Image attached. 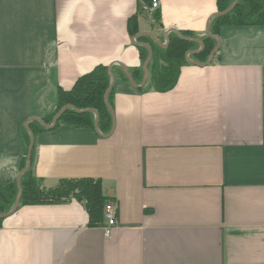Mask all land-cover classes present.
Segmentation results:
<instances>
[{
	"label": "crops",
	"instance_id": "crops-1",
	"mask_svg": "<svg viewBox=\"0 0 264 264\" xmlns=\"http://www.w3.org/2000/svg\"><path fill=\"white\" fill-rule=\"evenodd\" d=\"M149 1L0 0V185L16 182L25 126L55 113L60 89L101 64L141 66L133 16L164 44L171 30L206 35L218 12L217 0H160L151 16ZM219 41L217 61L183 66L171 91L114 82L109 136H34L33 175L47 188L100 179L117 226L91 227L76 199L19 203L0 264H264V26H224Z\"/></svg>",
	"mask_w": 264,
	"mask_h": 264
},
{
	"label": "trees",
	"instance_id": "trees-1",
	"mask_svg": "<svg viewBox=\"0 0 264 264\" xmlns=\"http://www.w3.org/2000/svg\"><path fill=\"white\" fill-rule=\"evenodd\" d=\"M235 3V7L228 11ZM217 8V14L210 20L211 35L198 36L187 30L171 32L167 37V46H162L154 38L138 36V17L133 16L128 22V31L131 36L146 44L139 48L141 66L126 73L119 65L110 70L109 66L101 64L80 76L71 89H60L55 113L32 121L29 130H25L27 143L30 144L29 133L36 136L61 125L94 130L97 117L99 130L103 135L109 136L114 127L115 90L111 86L112 81L117 83L132 80L140 91H171L179 81L183 66L190 61L207 64L218 44V40L213 36L219 37L222 27L264 26V0H217ZM217 53L218 51L212 63L217 61ZM146 64L148 79L145 85L140 87L144 82ZM57 115L59 120L56 126L50 128L49 125ZM26 161L27 154L21 162L20 171L26 167ZM21 189L20 205L62 204L76 199L85 205L91 227H101L105 224L104 210L110 199L105 196L100 179H61L55 187L47 188L42 180L33 175L30 168L21 177ZM18 194L17 182L0 185V227L5 216L15 206Z\"/></svg>",
	"mask_w": 264,
	"mask_h": 264
},
{
	"label": "bare ground",
	"instance_id": "bare-ground-1",
	"mask_svg": "<svg viewBox=\"0 0 264 264\" xmlns=\"http://www.w3.org/2000/svg\"><path fill=\"white\" fill-rule=\"evenodd\" d=\"M152 3H153V0H150L145 6H144V8H143V11H144V13H146V14H149V15H151V16H153V15H156L157 14V11L159 10V8L158 9H155V10H150V8H151V6H152ZM153 22H154V20H153ZM171 32H178L177 30H171L170 32H167L168 33V35H169V33H171ZM166 33V34H167ZM138 36H147V37H151V35H149V34H138ZM167 37L168 36H166V42L165 43H167ZM219 38V37H218ZM137 40V37H134V43L136 44V45H138V46H146V44H144V43H140V42H137L136 41ZM156 40V39H155ZM157 41V40H156ZM164 43V44H165ZM189 56V55H188ZM200 65H202V64H200ZM208 65V64H207ZM121 67L125 70V72L126 73H129V71L124 67V66H122L121 65ZM112 68H113V65L112 66H110L109 67V69L110 70H112ZM145 77V76H144ZM130 82H131V84L133 83V81L132 80H130ZM113 84V85H112ZM111 86H113L114 87V81H112V83H111ZM60 115V114H59ZM59 115H57L55 118H54V121H53V123L51 124V125H49V126H56V123L58 122V120H59ZM113 116H114V111H113ZM34 120H37V119H33V120H29L28 122H27V124H26V126H25V128H26V130H29V124L32 122V121H34ZM113 129H114V127H113ZM95 130H96V132H98L100 135H102L101 134V132H100V130H99V128H98V117L96 118V125H95ZM113 133V130H112V132H111V134ZM29 135H30V144H29V148H28V153H27V160H28V156H29V150H30V145H31V139H32V137L34 138V135L33 134H30L29 133ZM104 136V135H103ZM34 145V144H33ZM32 151H33V149H32ZM31 160H32V152H31ZM26 166H27V161H26ZM26 168V167H25ZM24 168V169H25ZM31 168V167H30ZM29 168V169H30ZM24 169L20 172V174H19V176H18V178H17V180H16V182H17V184H18V180H19V182H20V187H19V194H18V196L21 198V193H22V189H21V177L25 174V172H27V171H25V172H23L24 171ZM18 186H19V184H18ZM18 196H17V198H18ZM17 201V200H16ZM19 203H20V200H19ZM15 205H16V203H15ZM19 206V205H18ZM112 207L114 210H116V207H115V204L114 203H112V202H109V203H107L106 205H105V210H104V215H105V225H104V229H105V227H107V226H109L110 225V223H109V219H108V207ZM15 206L13 207V209L10 211V212H14L15 210ZM8 214H10V213H8ZM7 214V215H8ZM6 215V216H7ZM117 226V225H116Z\"/></svg>",
	"mask_w": 264,
	"mask_h": 264
},
{
	"label": "water",
	"instance_id": "water-1",
	"mask_svg": "<svg viewBox=\"0 0 264 264\" xmlns=\"http://www.w3.org/2000/svg\"><path fill=\"white\" fill-rule=\"evenodd\" d=\"M235 5H236V3L231 7V8H229V10L228 11H230V10H232L234 7H235ZM207 34L208 35H211V32H210V24H209V26L207 27ZM166 36H168V33L166 34ZM215 39H217L218 40V44H217V46L215 47V49L213 50V52H212V54H211V56H210V59H209V61L207 62V64H210V63H212V61H213V58H214V55H215V53L219 50V48H220V41H219V38L218 37H216V36H213ZM167 44H168V42L167 43H165V44H162L161 43V45L162 46H167ZM151 56H152V53H150V58H151ZM149 58V59H150ZM149 61V60H148ZM190 63H193V62H191L190 61ZM147 64H148V62H147ZM147 64H146V66H145V77H144V82H143V84L140 86V87H143L144 85H145V83L147 82V79H148V70L146 69V67H147ZM194 64H196V63H194ZM206 64V65H207ZM134 86H136L134 83H132ZM113 85V84H112ZM52 127H54V126H50V128H52ZM33 144H34V138L32 137V139H31V145H30V150H29V156H28V160H27V166H26V168L24 169V171L23 172H25V171H27L30 167H31V152H32V149H33ZM18 184H19V187H20V182H19V180H18ZM19 200H20V197L18 196V198H17V201H16V205H15V209L18 207V205H19ZM14 209V210H15ZM12 212H10V214H11ZM9 215V214H8ZM6 217V216H5Z\"/></svg>",
	"mask_w": 264,
	"mask_h": 264
},
{
	"label": "built area",
	"instance_id": "built-area-1",
	"mask_svg": "<svg viewBox=\"0 0 264 264\" xmlns=\"http://www.w3.org/2000/svg\"><path fill=\"white\" fill-rule=\"evenodd\" d=\"M161 7V2L160 0H153L152 6L150 8V10H155ZM117 217H118V210H114L112 207H108V219H109V223L110 225L105 227V233L107 236H110L113 229L116 227L117 225Z\"/></svg>",
	"mask_w": 264,
	"mask_h": 264
},
{
	"label": "rangeland",
	"instance_id": "rangeland-1",
	"mask_svg": "<svg viewBox=\"0 0 264 264\" xmlns=\"http://www.w3.org/2000/svg\"><path fill=\"white\" fill-rule=\"evenodd\" d=\"M146 18V17H145ZM146 21H147V23L150 25V22H151V18H146Z\"/></svg>",
	"mask_w": 264,
	"mask_h": 264
}]
</instances>
